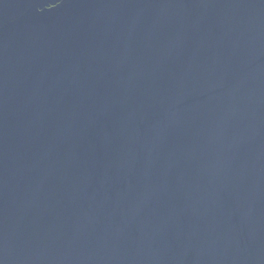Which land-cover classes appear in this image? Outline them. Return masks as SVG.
<instances>
[{
    "label": "water",
    "instance_id": "obj_1",
    "mask_svg": "<svg viewBox=\"0 0 264 264\" xmlns=\"http://www.w3.org/2000/svg\"><path fill=\"white\" fill-rule=\"evenodd\" d=\"M0 264H264V0H0Z\"/></svg>",
    "mask_w": 264,
    "mask_h": 264
}]
</instances>
